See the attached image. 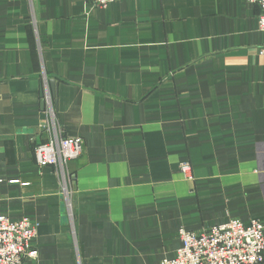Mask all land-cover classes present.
Returning <instances> with one entry per match:
<instances>
[{"label":"crops","instance_id":"obj_1","mask_svg":"<svg viewBox=\"0 0 264 264\" xmlns=\"http://www.w3.org/2000/svg\"><path fill=\"white\" fill-rule=\"evenodd\" d=\"M258 15L245 0H0V215L38 225L24 264H158L181 230L264 226ZM44 82L82 140L65 182L35 160Z\"/></svg>","mask_w":264,"mask_h":264},{"label":"built area","instance_id":"obj_2","mask_svg":"<svg viewBox=\"0 0 264 264\" xmlns=\"http://www.w3.org/2000/svg\"><path fill=\"white\" fill-rule=\"evenodd\" d=\"M86 1L106 9L115 0ZM245 1L259 8L258 30L264 37V0ZM261 52L264 53V49ZM42 95L47 119L40 130L46 139L34 146L35 160L39 168H55L63 182L68 165L83 152L82 140L65 136L58 125L47 82L42 83ZM190 172L189 164H182L181 175L191 179ZM37 227L26 218L10 221L0 215V264H24L26 259H37ZM179 237L182 247L172 258L158 264H264V226L257 220L244 225L240 220L232 219L200 232L184 229L179 232Z\"/></svg>","mask_w":264,"mask_h":264},{"label":"water","instance_id":"obj_3","mask_svg":"<svg viewBox=\"0 0 264 264\" xmlns=\"http://www.w3.org/2000/svg\"><path fill=\"white\" fill-rule=\"evenodd\" d=\"M50 84H51L52 94L54 95V97H56L55 91H56L57 86L53 81H51Z\"/></svg>","mask_w":264,"mask_h":264}]
</instances>
